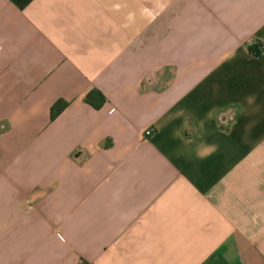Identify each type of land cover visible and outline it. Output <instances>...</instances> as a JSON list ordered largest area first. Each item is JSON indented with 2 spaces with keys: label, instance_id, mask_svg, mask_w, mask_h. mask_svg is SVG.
I'll list each match as a JSON object with an SVG mask.
<instances>
[{
  "label": "crops",
  "instance_id": "crops-1",
  "mask_svg": "<svg viewBox=\"0 0 264 264\" xmlns=\"http://www.w3.org/2000/svg\"><path fill=\"white\" fill-rule=\"evenodd\" d=\"M0 264H264V0H0Z\"/></svg>",
  "mask_w": 264,
  "mask_h": 264
},
{
  "label": "trees",
  "instance_id": "trees-1",
  "mask_svg": "<svg viewBox=\"0 0 264 264\" xmlns=\"http://www.w3.org/2000/svg\"><path fill=\"white\" fill-rule=\"evenodd\" d=\"M248 48L255 55H258V50H256L255 46L249 45ZM84 100L87 104H89L93 108H99L104 102V96L99 90L92 89L86 94ZM65 105L66 103L62 101L55 102L51 107L50 118L52 119L55 116H57L60 113V111L65 107Z\"/></svg>",
  "mask_w": 264,
  "mask_h": 264
},
{
  "label": "clouds",
  "instance_id": "clouds-1",
  "mask_svg": "<svg viewBox=\"0 0 264 264\" xmlns=\"http://www.w3.org/2000/svg\"><path fill=\"white\" fill-rule=\"evenodd\" d=\"M214 150H215V148L213 147V148H212L209 152H207V153H203V154H202V153H199V152H198V153H197V157L202 159V158H204L205 155H211V154H212V151H214Z\"/></svg>",
  "mask_w": 264,
  "mask_h": 264
},
{
  "label": "built area",
  "instance_id": "built-area-1",
  "mask_svg": "<svg viewBox=\"0 0 264 264\" xmlns=\"http://www.w3.org/2000/svg\"><path fill=\"white\" fill-rule=\"evenodd\" d=\"M152 134V128H147L144 130L143 135L144 137H148Z\"/></svg>",
  "mask_w": 264,
  "mask_h": 264
}]
</instances>
